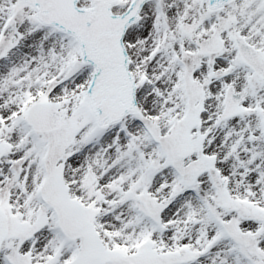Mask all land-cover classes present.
I'll return each instance as SVG.
<instances>
[{
  "label": "snow or ice",
  "instance_id": "1",
  "mask_svg": "<svg viewBox=\"0 0 264 264\" xmlns=\"http://www.w3.org/2000/svg\"><path fill=\"white\" fill-rule=\"evenodd\" d=\"M0 264H264V0H0Z\"/></svg>",
  "mask_w": 264,
  "mask_h": 264
}]
</instances>
